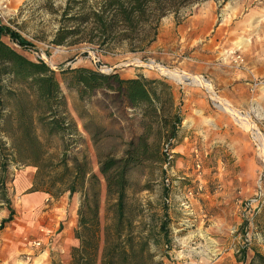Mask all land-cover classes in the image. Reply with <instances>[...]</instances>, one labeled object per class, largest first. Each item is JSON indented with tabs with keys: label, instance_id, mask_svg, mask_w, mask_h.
I'll use <instances>...</instances> for the list:
<instances>
[{
	"label": "rangeland",
	"instance_id": "1",
	"mask_svg": "<svg viewBox=\"0 0 264 264\" xmlns=\"http://www.w3.org/2000/svg\"><path fill=\"white\" fill-rule=\"evenodd\" d=\"M67 1L0 0V24L20 34L32 46L21 48L10 36L2 39L31 60L38 61L45 55L54 67L49 65L60 82L59 116L65 124L64 131H51L50 118L43 114L45 104L34 91H22L19 83L11 85L13 77H4V82L18 88V93L7 98L5 90L0 96V223L9 216L11 208L13 220L5 226H26L36 218L40 226H47L49 217L45 213L52 209L47 205H71L75 198L80 201V191L73 195L68 191L74 177L72 158L76 156L80 161L86 156L91 170L99 175L96 148L84 128L88 118L91 127L98 125L104 133L111 134L101 145L105 151L120 150L124 141L142 131L139 112L129 107L124 110L107 98L101 109V94L81 99L67 87L61 71L69 66L89 67L106 74L118 72L124 79H161L173 88L182 122L170 161L163 166L147 163L134 168L129 190L135 204L132 212L143 210L155 229L165 221L168 243L158 235L159 243L155 246L159 255L167 251L168 255L162 256L164 264H264V157L253 135L220 107L221 101L229 103L249 117L255 129L264 135V74L256 72L255 65L242 52L222 48L215 60L219 72H233L236 78L223 90L215 74L199 72V64L183 58L189 56L191 49L182 51L176 31L178 22L211 9L214 27L224 24L223 18L227 17L233 19L230 27L234 28L245 9L253 7L257 12L253 32L260 33L264 31V0H204L187 5L161 20L159 34L163 26H174V32L166 34V41L160 42L158 34L146 51L136 53L87 44L53 43ZM213 34L214 31L209 36ZM150 63L198 76L209 84L211 91L192 78L179 80L162 74ZM234 85L244 89H232ZM99 177L100 214L104 217L106 187ZM37 193L50 197L37 213L30 215L26 200ZM254 199L260 202H253ZM65 216L72 217L68 213ZM56 226L54 233H59L63 221Z\"/></svg>",
	"mask_w": 264,
	"mask_h": 264
},
{
	"label": "trees",
	"instance_id": "2",
	"mask_svg": "<svg viewBox=\"0 0 264 264\" xmlns=\"http://www.w3.org/2000/svg\"><path fill=\"white\" fill-rule=\"evenodd\" d=\"M202 1L68 0L53 43L144 52L157 40L165 16ZM2 36H10L21 48L32 46L20 34L0 24V96L5 90L7 98L18 93V88L4 82L5 76L13 77L11 85L19 83L22 91L33 90L37 99L45 104L43 114L46 119L50 118L51 131H64V120L59 116L62 90L55 70L43 59H29ZM61 73L65 75L67 87L75 90L81 99L101 94L103 98L98 101L101 109L107 98L124 110L129 107L139 112L142 129L124 141L120 150L105 151L101 145L111 134L104 133L98 125L91 127V118L84 122L96 148L99 175L105 182L107 211L101 217L98 173L91 170L86 156L80 161L74 156V177L68 191L70 195L80 191L81 199L75 229L78 244L71 250L70 264H164L162 256H167V251L159 255L155 246L159 243L158 235L168 243L165 221L155 229L143 210L132 212L135 204L129 190L130 172L134 168L147 163L163 166L170 161L178 125L182 122L172 86L161 79L143 76L124 79L118 72L106 74L89 67L69 66ZM9 211L0 229L13 220L14 211L11 208Z\"/></svg>",
	"mask_w": 264,
	"mask_h": 264
},
{
	"label": "crops",
	"instance_id": "3",
	"mask_svg": "<svg viewBox=\"0 0 264 264\" xmlns=\"http://www.w3.org/2000/svg\"><path fill=\"white\" fill-rule=\"evenodd\" d=\"M244 12L242 19L235 22L234 28L230 27L233 19L227 17L223 18L224 24L214 27L213 9L206 12L201 10L177 23V43L180 40L182 51L185 48L191 49L189 56L183 58L199 64L203 69L199 72L215 74V80L223 90L228 89L236 78L233 72H219L215 60L219 58L222 48L242 52L248 61L255 65V71L264 74V31L257 34L253 32L257 27L255 26L257 12L253 7L245 9ZM171 31L174 32L173 24L163 26L159 34L160 42L166 41L165 36L171 34ZM213 31L214 34L209 36ZM231 88L244 89V86L234 85ZM49 197L47 193H37L28 197L25 206L30 215L37 213L38 208ZM79 203V198L77 200L75 198L71 205L70 203L60 205L58 202L47 205L52 207L45 213L49 217L47 226H40L36 218L26 223V226L10 224L0 229V264H70L71 250L78 244L75 229ZM66 213L72 217L68 219ZM61 221L64 224L63 229L59 233H54L56 225H60ZM37 240L42 241V246L33 245ZM27 253L32 256H26Z\"/></svg>",
	"mask_w": 264,
	"mask_h": 264
},
{
	"label": "bare ground",
	"instance_id": "4",
	"mask_svg": "<svg viewBox=\"0 0 264 264\" xmlns=\"http://www.w3.org/2000/svg\"><path fill=\"white\" fill-rule=\"evenodd\" d=\"M149 66L154 68V69H157L162 74L168 75L170 77H174V78L179 79V80H182L185 78H192L196 84L203 85L204 87H206L207 89L210 90L209 84L205 80H203L202 78H200L198 76H190L189 74H185L183 71H180L179 69H171V68L163 67V66L156 65V64H151ZM107 69H106V71H107ZM220 101H221V99H220ZM221 102L222 103H221L220 107L223 108L224 110H226L227 112H229L230 114H232L236 118V120L238 121V124H240L243 128H245L248 132H250L253 135V138H254L256 144L258 145V148L260 149V151L264 157V135L258 129L257 130L255 129L254 123L251 122L249 117H246V116L240 114L229 103H227L225 101H221Z\"/></svg>",
	"mask_w": 264,
	"mask_h": 264
},
{
	"label": "built area",
	"instance_id": "5",
	"mask_svg": "<svg viewBox=\"0 0 264 264\" xmlns=\"http://www.w3.org/2000/svg\"><path fill=\"white\" fill-rule=\"evenodd\" d=\"M253 202H256V203L258 204L260 201L254 199ZM33 245H34L35 247H40V246H42V241H40V240L34 241V242H33Z\"/></svg>",
	"mask_w": 264,
	"mask_h": 264
},
{
	"label": "water",
	"instance_id": "6",
	"mask_svg": "<svg viewBox=\"0 0 264 264\" xmlns=\"http://www.w3.org/2000/svg\"><path fill=\"white\" fill-rule=\"evenodd\" d=\"M42 59H43L48 65H50L52 68H54V67L50 64V62L47 60V57H46L45 55L42 56Z\"/></svg>",
	"mask_w": 264,
	"mask_h": 264
}]
</instances>
